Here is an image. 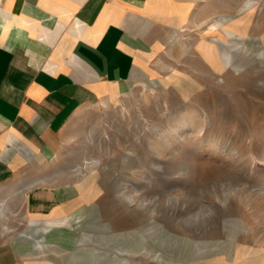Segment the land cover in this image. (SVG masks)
I'll use <instances>...</instances> for the list:
<instances>
[{"label": "rangeland", "instance_id": "rangeland-1", "mask_svg": "<svg viewBox=\"0 0 264 264\" xmlns=\"http://www.w3.org/2000/svg\"><path fill=\"white\" fill-rule=\"evenodd\" d=\"M244 1L204 0L189 19L180 11L158 25L161 42L117 96L82 106L58 153L30 164L60 188L67 215L11 211L0 242L21 255L34 250L25 236L53 226L60 238L45 240L61 253L48 246L34 258L264 264V0ZM210 40L231 46L230 63L205 56ZM14 138L9 146L30 152ZM170 234L179 246L166 242ZM199 243L216 250L198 255ZM90 245L97 256L83 249Z\"/></svg>", "mask_w": 264, "mask_h": 264}, {"label": "crops", "instance_id": "crops-1", "mask_svg": "<svg viewBox=\"0 0 264 264\" xmlns=\"http://www.w3.org/2000/svg\"><path fill=\"white\" fill-rule=\"evenodd\" d=\"M203 2L0 0V220L24 207L36 217L67 215L60 188L30 164L58 153L82 106L117 96L161 42L158 25L180 11L189 19ZM11 138L30 152L9 146ZM19 261L14 245L0 242V264Z\"/></svg>", "mask_w": 264, "mask_h": 264}, {"label": "bare ground", "instance_id": "bare-ground-1", "mask_svg": "<svg viewBox=\"0 0 264 264\" xmlns=\"http://www.w3.org/2000/svg\"><path fill=\"white\" fill-rule=\"evenodd\" d=\"M223 31L228 35L234 34L236 32V31H232V29L229 27H224ZM210 42L211 43L207 47L208 50L206 51L205 56L217 65H224L226 63H230L231 60L233 59L234 55H235V53L232 52V50L230 49L231 46L223 44L219 40H210ZM212 47L215 49V53H214V50L212 49ZM69 217L70 218L68 219V221L66 223L71 224L73 221V223L76 224V220L78 221V224L80 223V221L78 219H75L72 216H69ZM29 220H30V223H32L36 219L34 217H31V219H29ZM37 231L39 232L38 238H36L35 237L36 235L34 236L33 233H30V236L27 235L24 237V239H26V240L31 239L33 241L34 250L32 249V250H29L27 253H21L20 259L22 262L20 264H58L56 262L47 260L44 257L43 258H37V257L34 258L33 257V255L35 254V251H40L42 249H45L48 246H51L53 248V251H55L56 253H58V254L61 253V251H59L58 248H56L54 246V243H53L54 241L49 242V241L45 240V237H47L48 239L60 238L58 235L55 234L56 232L53 231V226L43 227L42 229L38 228ZM142 235L144 236V234H142ZM114 236H117V234H114ZM120 236L122 238V247H121V251H122L125 249L123 247L125 237L123 234H121ZM173 238H174V236L170 234L169 237L167 238L166 242L167 243L173 242V244L175 246H177V245L179 246V244H178L179 242L173 240ZM13 244H14V247L16 248V250L20 253V249L17 246V244H15V242H13ZM214 246L215 245L210 246V248H207V245L202 244V243L194 244L193 248H192V252H195L198 255L205 253L204 251L214 252L216 250V248H214ZM126 247H127V245H126ZM83 249L88 251V255L90 256V258L93 256H97L99 254L97 248L93 245H90V247H83ZM133 254H134V252H133ZM154 256L156 258L161 257L159 254L158 255L155 254ZM228 256H230V255H228Z\"/></svg>", "mask_w": 264, "mask_h": 264}]
</instances>
